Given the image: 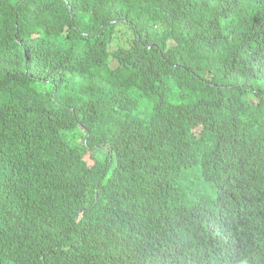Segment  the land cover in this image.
<instances>
[{
    "label": "trees",
    "instance_id": "16d2710c",
    "mask_svg": "<svg viewBox=\"0 0 264 264\" xmlns=\"http://www.w3.org/2000/svg\"><path fill=\"white\" fill-rule=\"evenodd\" d=\"M0 264H264V0H0Z\"/></svg>",
    "mask_w": 264,
    "mask_h": 264
}]
</instances>
